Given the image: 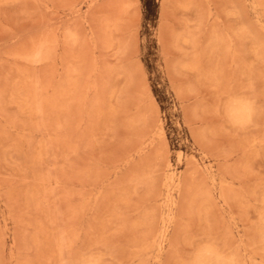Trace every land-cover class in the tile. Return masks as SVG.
<instances>
[{
  "label": "rangeland",
  "instance_id": "374dc122",
  "mask_svg": "<svg viewBox=\"0 0 264 264\" xmlns=\"http://www.w3.org/2000/svg\"><path fill=\"white\" fill-rule=\"evenodd\" d=\"M61 262L264 264V0H0V264Z\"/></svg>",
  "mask_w": 264,
  "mask_h": 264
},
{
  "label": "bare ground",
  "instance_id": "6f19581e",
  "mask_svg": "<svg viewBox=\"0 0 264 264\" xmlns=\"http://www.w3.org/2000/svg\"><path fill=\"white\" fill-rule=\"evenodd\" d=\"M239 106H240V105H239ZM241 109L243 110V107H242V106H241ZM244 109H245V108H244ZM242 110H241V111H242ZM244 113H245V112H244ZM46 132H47V131H46ZM46 139H47V138H46ZM161 219H162V218H161ZM64 240H65V239H64ZM155 242H156V241H155ZM62 243H63V241H62ZM65 243H66V242H65ZM150 244H151V243H150ZM148 246H149V245H148ZM59 247H61V246H59ZM68 249H69V248H68ZM206 250H207V249H206ZM206 250H205V251H206ZM61 251H62V249H61ZM207 252H208V250H207ZM207 252H206V253H207ZM59 253H60V252H59ZM64 253H65V251H64ZM204 254H205V253H204ZM209 254H210V252H208V255H209ZM60 257H61V256H60ZM208 257H209V256H208ZM90 258H92V257H90ZM235 259H236V258H235ZM207 260H208V258H207ZM232 260H233V259H232ZM233 261H234V260H233ZM62 262H63V261H62ZM62 262H61V264H63ZM67 263H68V262H67ZM194 263H195V262H193V264H194ZM64 264H65V262H64Z\"/></svg>",
  "mask_w": 264,
  "mask_h": 264
}]
</instances>
